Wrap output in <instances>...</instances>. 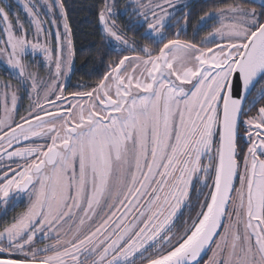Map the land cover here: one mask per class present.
<instances>
[{
  "label": "snow or ice",
  "instance_id": "1",
  "mask_svg": "<svg viewBox=\"0 0 264 264\" xmlns=\"http://www.w3.org/2000/svg\"><path fill=\"white\" fill-rule=\"evenodd\" d=\"M22 6L27 27L0 5V56L17 80L0 93V215L26 201L0 226V264H264V0L210 7L190 36L180 0L119 11L103 0L102 40L116 55L90 90L67 96L64 4ZM124 14L149 43L127 37L113 19ZM38 53L47 80L24 63ZM21 90L30 103L17 121ZM40 238L50 243L34 247Z\"/></svg>",
  "mask_w": 264,
  "mask_h": 264
},
{
  "label": "trees",
  "instance_id": "2",
  "mask_svg": "<svg viewBox=\"0 0 264 264\" xmlns=\"http://www.w3.org/2000/svg\"><path fill=\"white\" fill-rule=\"evenodd\" d=\"M67 15V22L71 29V39L74 50V63L68 79V87L83 85L82 88H91L107 71V64L114 58L116 53L109 52L102 40V32L99 25L98 13L103 5V0H62ZM118 2L116 10L119 11L130 0H110ZM231 0H186L192 16L188 26V35H191V23H194L203 11L210 7L222 6ZM116 23L130 40H137L141 45L149 43L141 31H134L128 25V16H114ZM146 27V25H145ZM202 31L200 35H203ZM158 47V46H155ZM128 53H121V55ZM242 136V135H241Z\"/></svg>",
  "mask_w": 264,
  "mask_h": 264
},
{
  "label": "rangeland",
  "instance_id": "3",
  "mask_svg": "<svg viewBox=\"0 0 264 264\" xmlns=\"http://www.w3.org/2000/svg\"><path fill=\"white\" fill-rule=\"evenodd\" d=\"M144 2L147 3L148 0H144ZM180 2H181V4H186V0H180ZM3 4H7L9 6V8H8L9 16H10V19L13 21V23H15L16 17H19L20 21L23 22L26 27L28 26L29 21H28V17H27L26 12L23 10L22 0L19 3H18V0H0V5H3ZM114 5H115V9H116L118 2H114ZM180 11L182 12L183 9L181 8ZM58 13H59V10L57 9V14ZM178 14H180V13L178 12ZM57 18L60 19L59 14L57 15ZM44 27H45V30L47 32L49 30V25L45 24ZM50 30L53 33V39H54V33L57 29L51 28ZM59 31L61 32L62 35L64 34L62 22L60 23ZM0 39L6 40L7 37L3 36L2 33H0ZM28 39L33 41V42H37V37L35 35L34 29H30L28 31ZM39 43H41V44L45 43V37L44 36L39 37ZM52 46L54 47V43L52 44ZM0 61H2V63H0V93H2L5 90L3 87L5 82H10L13 85V87L15 88V86L17 85V80L11 78L9 76L7 70H6L7 57L6 56H0ZM24 63L27 65V71L28 72L37 74L38 80H47L48 79V75H49L48 74V67H47L46 62L43 61V53H38L35 57H33L31 55H26L24 58ZM52 67L54 70V64L52 65ZM70 73H69V76H70ZM69 76L67 78H62L63 82L65 84H67ZM90 89L91 88L85 89V88L78 87V86L70 87V89L68 91H65V96H67L68 92L88 91ZM18 95L21 98L18 101L19 110H18V114L15 117V119L17 121L19 120V116L25 114L26 110L28 109V105L30 103L29 96L26 92L21 90V91H19ZM31 99L32 100L36 99L35 94L32 95ZM0 112H2V106H0ZM241 135H243V127L241 128ZM38 142L43 143V141H38ZM241 147L246 148L247 145L242 143ZM4 163H8V161H5ZM12 166L15 167V165H12ZM238 183L239 182L237 181V186H238ZM196 196H197L196 189L193 188L191 191V197H192V203H194V204L196 203ZM202 198L203 197H201V199ZM25 207H26V201L19 203L15 208L9 209V212L7 213L9 216L5 218L4 222L7 220H10L11 217L13 215H15L16 213L23 211ZM197 208H198V205H197ZM192 215H195V209L193 210ZM187 216H188V209H185L184 215L181 216L179 221L177 222L178 227H182L183 221L187 218ZM45 243H50V241H45L42 238L37 239L34 247H41L42 248ZM210 254L211 253H209V255ZM206 259H207V256H206ZM201 264H203V261L201 262Z\"/></svg>",
  "mask_w": 264,
  "mask_h": 264
},
{
  "label": "flooded vegetation",
  "instance_id": "4",
  "mask_svg": "<svg viewBox=\"0 0 264 264\" xmlns=\"http://www.w3.org/2000/svg\"><path fill=\"white\" fill-rule=\"evenodd\" d=\"M68 90H69V87H68V82H67V84H66V91H68ZM8 212H9V210H8ZM8 216H9L8 214L7 215H0V226L3 225V222H4L5 218L8 217ZM204 259H206V256L204 257Z\"/></svg>",
  "mask_w": 264,
  "mask_h": 264
}]
</instances>
